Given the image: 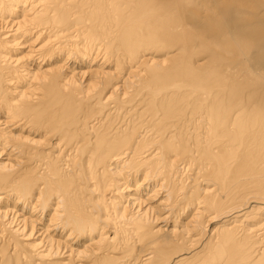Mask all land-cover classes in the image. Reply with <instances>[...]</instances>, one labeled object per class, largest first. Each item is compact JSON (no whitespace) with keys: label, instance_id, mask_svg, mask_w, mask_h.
<instances>
[{"label":"bare ground","instance_id":"bare-ground-1","mask_svg":"<svg viewBox=\"0 0 264 264\" xmlns=\"http://www.w3.org/2000/svg\"><path fill=\"white\" fill-rule=\"evenodd\" d=\"M0 264H264V0H0Z\"/></svg>","mask_w":264,"mask_h":264}]
</instances>
